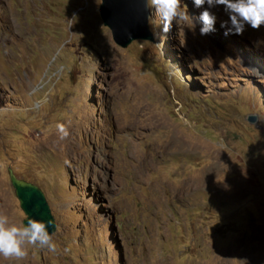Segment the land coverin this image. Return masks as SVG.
<instances>
[{
	"label": "rangeland",
	"instance_id": "obj_1",
	"mask_svg": "<svg viewBox=\"0 0 264 264\" xmlns=\"http://www.w3.org/2000/svg\"><path fill=\"white\" fill-rule=\"evenodd\" d=\"M100 3L0 0V215L25 219L11 168L57 249L0 264H264V26L164 33L153 7L121 48Z\"/></svg>",
	"mask_w": 264,
	"mask_h": 264
},
{
	"label": "clouds",
	"instance_id": "obj_2",
	"mask_svg": "<svg viewBox=\"0 0 264 264\" xmlns=\"http://www.w3.org/2000/svg\"><path fill=\"white\" fill-rule=\"evenodd\" d=\"M194 6L202 8L207 4L198 17H192L187 10L182 9L181 0H145L146 8H155L156 13L162 21V31H170L173 22L178 25L188 24L194 28V21L201 23L200 34L208 35L214 31L217 16L209 9L223 6L228 20L221 22V27L227 29L225 35H243L245 26L259 30L264 26V0H193ZM148 23L152 17L147 18ZM153 35L159 37L158 32ZM260 75L258 70L255 71ZM61 139L67 138L69 132L67 127L60 123L56 125ZM55 225L52 220L42 221L29 218L26 224L17 226L10 224L6 215H0V257L5 260H23L27 256L26 245L38 246L49 252H56V245L52 241L49 228Z\"/></svg>",
	"mask_w": 264,
	"mask_h": 264
},
{
	"label": "water",
	"instance_id": "obj_3",
	"mask_svg": "<svg viewBox=\"0 0 264 264\" xmlns=\"http://www.w3.org/2000/svg\"><path fill=\"white\" fill-rule=\"evenodd\" d=\"M98 11L103 25L109 29L113 41L119 47L126 48L136 40L154 42L146 19L150 10L146 8L145 0H101ZM254 121L255 118H249L250 123ZM8 176L19 207L25 215L22 224H26L29 218L52 220L54 223V217L41 189L18 179L11 168H8ZM49 232L53 234L55 228L50 227Z\"/></svg>",
	"mask_w": 264,
	"mask_h": 264
}]
</instances>
